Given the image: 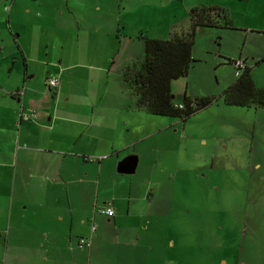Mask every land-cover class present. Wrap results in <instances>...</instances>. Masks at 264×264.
<instances>
[{
  "label": "rangeland",
  "instance_id": "rangeland-1",
  "mask_svg": "<svg viewBox=\"0 0 264 264\" xmlns=\"http://www.w3.org/2000/svg\"><path fill=\"white\" fill-rule=\"evenodd\" d=\"M59 5L61 0H0V96L16 95V87L33 88L32 98L23 96L21 103L45 109L79 105L84 93H91L95 104L107 106L120 98L124 116L136 124L122 139L129 142L126 153L139 156L140 162L146 152L164 158L171 168L173 198L178 199L177 187L185 184V199L202 207L203 240L189 220V235L181 234L168 250L170 257L163 263L162 256L158 264H250L246 255L260 261L264 105L227 103L220 93L236 76L228 57L243 58L254 83L264 87V0H70L68 17L57 13ZM202 5L222 7L226 22L219 18L196 26L191 64L185 74L171 78L170 90L175 101L183 91L207 94L211 100L184 118L137 109L123 69L138 64L143 36L167 37L185 29L189 12ZM96 6L101 20L108 12V22L100 28L84 26V11ZM65 46L72 53L59 59ZM23 57L25 69L32 73L29 80L23 75ZM45 73L56 77L55 87H45ZM129 109H134L132 114ZM93 190H82L80 198L93 201ZM94 224L100 229L96 219Z\"/></svg>",
  "mask_w": 264,
  "mask_h": 264
},
{
  "label": "crops",
  "instance_id": "crops-1",
  "mask_svg": "<svg viewBox=\"0 0 264 264\" xmlns=\"http://www.w3.org/2000/svg\"><path fill=\"white\" fill-rule=\"evenodd\" d=\"M61 2L57 13L68 17L70 0ZM99 10L84 11V26L106 25L110 15L101 20ZM71 53L65 46L58 58ZM47 76L53 75H43L45 87H55L57 79L51 84ZM32 92L0 96V264H158L165 255L164 263L180 235H189V220L203 240L202 207L185 199V184L173 198L168 162L147 152L140 162L126 153L129 142L122 139L136 124L124 116L120 98L107 106L84 93L76 106H23L21 98ZM24 112L34 114L22 117ZM127 156H135L133 168L118 169ZM89 186L93 201L80 198ZM100 205H110L112 213L96 211ZM80 236L89 244L79 243ZM254 256L246 255L250 264H264V257Z\"/></svg>",
  "mask_w": 264,
  "mask_h": 264
},
{
  "label": "trees",
  "instance_id": "trees-1",
  "mask_svg": "<svg viewBox=\"0 0 264 264\" xmlns=\"http://www.w3.org/2000/svg\"><path fill=\"white\" fill-rule=\"evenodd\" d=\"M219 18L226 22L227 16L222 7L195 6L188 14V27L185 29L171 31L167 37L143 36V55L138 64H127L123 69V77L131 87L135 106L154 113L184 118L211 100L207 94L190 96L183 91L180 100L175 101L170 90V80L185 74L191 64L196 26L213 24ZM228 60L232 62V58L228 57ZM235 75L222 88V100L235 104L264 105V87L254 83L250 66L245 61ZM16 93L20 95L19 90Z\"/></svg>",
  "mask_w": 264,
  "mask_h": 264
},
{
  "label": "built area",
  "instance_id": "built-area-1",
  "mask_svg": "<svg viewBox=\"0 0 264 264\" xmlns=\"http://www.w3.org/2000/svg\"><path fill=\"white\" fill-rule=\"evenodd\" d=\"M232 64L235 66V74L238 73L239 68L244 64V60L241 57H233L232 58ZM48 83L51 84H55L56 82V77L55 76H47L46 78ZM22 90H19V93H21ZM179 105H181V103H179ZM30 114H34V113H30ZM26 112L21 113L20 115L22 117H27L28 115ZM96 211H102V212H106L108 214L112 213V207L110 205H100V206H96L95 208ZM95 226V224L92 222L91 227L93 228ZM79 243L81 244H89V239L86 236H80L79 238Z\"/></svg>",
  "mask_w": 264,
  "mask_h": 264
},
{
  "label": "water",
  "instance_id": "water-1",
  "mask_svg": "<svg viewBox=\"0 0 264 264\" xmlns=\"http://www.w3.org/2000/svg\"><path fill=\"white\" fill-rule=\"evenodd\" d=\"M135 163V156H127L125 158V160L120 164L118 165V169H121V170H131L133 168V165Z\"/></svg>",
  "mask_w": 264,
  "mask_h": 264
}]
</instances>
